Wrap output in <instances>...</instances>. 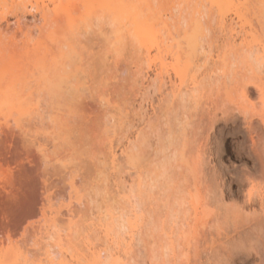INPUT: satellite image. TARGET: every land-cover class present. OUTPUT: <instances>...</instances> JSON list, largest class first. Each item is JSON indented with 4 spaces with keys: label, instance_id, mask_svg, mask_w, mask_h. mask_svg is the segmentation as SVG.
I'll list each match as a JSON object with an SVG mask.
<instances>
[{
    "label": "bare ground",
    "instance_id": "6f19581e",
    "mask_svg": "<svg viewBox=\"0 0 264 264\" xmlns=\"http://www.w3.org/2000/svg\"><path fill=\"white\" fill-rule=\"evenodd\" d=\"M0 264H264V0H0Z\"/></svg>",
    "mask_w": 264,
    "mask_h": 264
},
{
    "label": "rangeland",
    "instance_id": "374dc122",
    "mask_svg": "<svg viewBox=\"0 0 264 264\" xmlns=\"http://www.w3.org/2000/svg\"><path fill=\"white\" fill-rule=\"evenodd\" d=\"M116 88H114V89H116V91L118 90L120 92L119 96L123 94L122 96H120L121 98L124 96V93H126V95H125L126 97L128 96L126 89H125L126 90V92H125V90L120 89L121 87H116ZM118 91L115 92V90H114L112 93V96L113 97H114V95L118 96L115 94V93H118ZM119 96L117 97L118 99H119ZM220 125H222V124H220ZM239 127H240V124H239ZM239 131H240V129H239ZM240 136H241L240 133L238 135L237 132L235 134H233V133H230L227 131L225 132V130H223V131L219 130V132H217L214 135V137L211 139L212 141L210 140V142L213 145V146L211 145L212 150H213V154H216V157H218V160L215 157L216 161H218V162H215L216 164L220 165L222 161H223V163H226V162L234 160V157H235L234 155H236V153L238 152V142H239ZM221 142H223V144H224L223 147H220ZM219 165H217V166H219Z\"/></svg>",
    "mask_w": 264,
    "mask_h": 264
}]
</instances>
